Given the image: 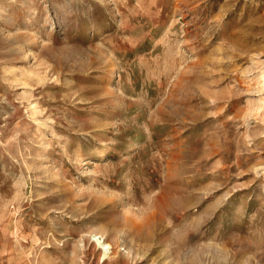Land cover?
<instances>
[{"label":"rangeland","instance_id":"obj_1","mask_svg":"<svg viewBox=\"0 0 264 264\" xmlns=\"http://www.w3.org/2000/svg\"><path fill=\"white\" fill-rule=\"evenodd\" d=\"M0 264H264V0H0Z\"/></svg>","mask_w":264,"mask_h":264}]
</instances>
